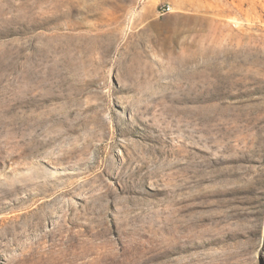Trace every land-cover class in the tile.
<instances>
[{"label":"rangeland","instance_id":"1","mask_svg":"<svg viewBox=\"0 0 264 264\" xmlns=\"http://www.w3.org/2000/svg\"><path fill=\"white\" fill-rule=\"evenodd\" d=\"M0 264H264V0H0Z\"/></svg>","mask_w":264,"mask_h":264},{"label":"built area","instance_id":"2","mask_svg":"<svg viewBox=\"0 0 264 264\" xmlns=\"http://www.w3.org/2000/svg\"><path fill=\"white\" fill-rule=\"evenodd\" d=\"M171 11V8L169 6L162 8V14H166Z\"/></svg>","mask_w":264,"mask_h":264}]
</instances>
